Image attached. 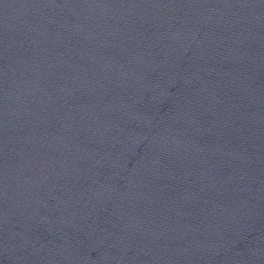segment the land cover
<instances>
[{
    "label": "water",
    "instance_id": "water-1",
    "mask_svg": "<svg viewBox=\"0 0 264 264\" xmlns=\"http://www.w3.org/2000/svg\"><path fill=\"white\" fill-rule=\"evenodd\" d=\"M0 264H264V0H0Z\"/></svg>",
    "mask_w": 264,
    "mask_h": 264
}]
</instances>
